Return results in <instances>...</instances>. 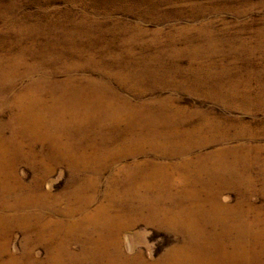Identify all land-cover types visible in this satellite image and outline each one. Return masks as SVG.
Segmentation results:
<instances>
[{
    "label": "rangeland",
    "instance_id": "374dc122",
    "mask_svg": "<svg viewBox=\"0 0 264 264\" xmlns=\"http://www.w3.org/2000/svg\"><path fill=\"white\" fill-rule=\"evenodd\" d=\"M0 264H264V0H0Z\"/></svg>",
    "mask_w": 264,
    "mask_h": 264
}]
</instances>
